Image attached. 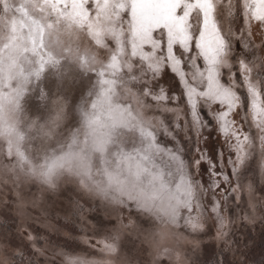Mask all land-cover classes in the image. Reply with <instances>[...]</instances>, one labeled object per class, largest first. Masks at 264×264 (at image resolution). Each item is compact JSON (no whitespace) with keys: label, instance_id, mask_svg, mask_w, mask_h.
Wrapping results in <instances>:
<instances>
[{"label":"rangeland","instance_id":"obj_1","mask_svg":"<svg viewBox=\"0 0 264 264\" xmlns=\"http://www.w3.org/2000/svg\"><path fill=\"white\" fill-rule=\"evenodd\" d=\"M229 3L220 0L216 20L232 40L235 67L222 69L221 80L240 96L230 118L251 138L235 172L228 164L235 152L202 101L197 112L210 127L197 143L183 85L170 67L162 70L167 79L161 72L158 82L148 83L127 38L117 41L104 21L71 23L53 15L47 0H0V264H12L26 247L39 264H67L68 256L90 264H202L216 254L245 264L258 255L264 144L238 61L264 57V26L245 23L242 0H231L229 16ZM248 40L252 51L245 57ZM174 51L181 56L178 46ZM158 54L166 55V45ZM181 67L189 71L186 62ZM250 79L264 106V79L256 70ZM161 86L168 99L158 102L153 95ZM219 110L218 104L211 108ZM162 148L186 162L203 155L190 172L204 187L211 183V163L228 176H221L214 196L197 186L203 230L177 227L128 201L167 200L174 185ZM214 202L221 205L219 216L211 211ZM103 239L116 251H101Z\"/></svg>","mask_w":264,"mask_h":264},{"label":"snow or ice","instance_id":"obj_2","mask_svg":"<svg viewBox=\"0 0 264 264\" xmlns=\"http://www.w3.org/2000/svg\"><path fill=\"white\" fill-rule=\"evenodd\" d=\"M91 2L92 8L88 5ZM53 15L79 25H88L95 21H104L110 26L112 34L119 41L121 36L127 38L134 56L143 61L144 75L148 83L158 82L162 70L167 66L180 78L191 108L193 125L199 143V137L203 135L202 129L210 127V123H204L197 112L198 102L202 101L208 106L210 114L216 121V128L223 134L228 147L235 152V159L229 158L228 164L233 172L245 162L247 148L251 145V138L237 126V121L230 117L239 109L241 98L231 84L222 83V69L231 70L235 67L230 63L229 57L234 56L232 40L223 34L217 24L216 12L220 0H47ZM228 15H232L233 4L228 5ZM245 23L256 21L264 26V0H242ZM94 13V14H93ZM160 33L157 39L155 33ZM253 33L248 32V37ZM238 39L244 40L243 36ZM194 44L195 54L192 46ZM166 45V55L162 52ZM182 50L181 56H177L174 48ZM244 51L242 56L251 54L252 42L248 40L242 44ZM150 48V51H146ZM203 61L201 66L198 61ZM186 62L189 71L181 67ZM240 74L249 94V109L252 121L260 129L261 141L264 144V106L259 102L260 91L257 83L250 79L254 70L260 79H264V57L257 63L246 62L241 58L238 61ZM151 91V89H149ZM156 101L168 99L165 89L161 86L159 93L154 94ZM214 104L220 106L217 112H211ZM167 154V168L172 178L174 188L167 200L157 202L153 198L133 199L128 201L158 219L165 220L177 227L190 228L192 231L203 230V214L205 205L199 192L207 194L220 187V178L228 180L223 174V168L216 171V164L211 163L208 171L211 183L204 187L191 175L190 168L200 167L205 157L195 156L191 162H186L175 152L162 148ZM199 153V148H197ZM223 156V152L221 153ZM120 203H124L123 200ZM221 205L214 202L212 213L219 216ZM221 222L223 218L221 217ZM183 222V223H181ZM103 245L101 251L115 252L114 243L107 239L100 241ZM67 264H90L89 261L78 257H66Z\"/></svg>","mask_w":264,"mask_h":264},{"label":"trees","instance_id":"obj_3","mask_svg":"<svg viewBox=\"0 0 264 264\" xmlns=\"http://www.w3.org/2000/svg\"><path fill=\"white\" fill-rule=\"evenodd\" d=\"M264 191V187H263ZM264 194V192H262ZM264 215V208H263ZM264 224V221H263ZM260 249L258 255L251 261L245 262V264H264V241L258 244ZM12 264H39L36 258L33 255V251L30 247H26L20 254H17L12 259ZM202 264H229L225 256L216 254L213 258L205 260Z\"/></svg>","mask_w":264,"mask_h":264},{"label":"bare ground","instance_id":"obj_4","mask_svg":"<svg viewBox=\"0 0 264 264\" xmlns=\"http://www.w3.org/2000/svg\"><path fill=\"white\" fill-rule=\"evenodd\" d=\"M168 74H170V73L167 72L166 70H164V71L162 72V75L164 76L165 79L168 78Z\"/></svg>","mask_w":264,"mask_h":264}]
</instances>
